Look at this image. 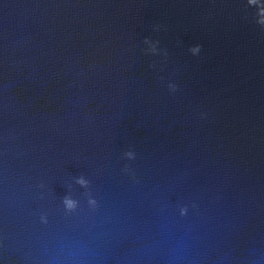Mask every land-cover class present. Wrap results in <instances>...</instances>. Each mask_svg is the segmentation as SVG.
<instances>
[{
    "label": "water",
    "instance_id": "1",
    "mask_svg": "<svg viewBox=\"0 0 264 264\" xmlns=\"http://www.w3.org/2000/svg\"><path fill=\"white\" fill-rule=\"evenodd\" d=\"M255 12L246 0H0V264H264Z\"/></svg>",
    "mask_w": 264,
    "mask_h": 264
},
{
    "label": "clouds",
    "instance_id": "2",
    "mask_svg": "<svg viewBox=\"0 0 264 264\" xmlns=\"http://www.w3.org/2000/svg\"><path fill=\"white\" fill-rule=\"evenodd\" d=\"M247 6L250 8H255L256 12H255V16H254V20L255 23L259 26H261L262 28H264V0H246ZM144 44L147 45V48L144 49V51L148 54H152V55H156L158 54L159 50H158V41H152L148 38L144 39ZM189 51L192 55H198L201 51V45L196 44L193 45L189 48ZM165 55H167V53H164ZM168 88L170 91H176L177 89V85L174 83H169L168 84ZM125 158H127L128 160H134L135 159V153L131 150L126 151L124 153ZM125 171H130V169L125 168ZM134 177V174H133ZM135 178V177H134ZM75 183L77 185H79L81 188L84 189H89L90 188V181L89 179H87L85 176L81 175L79 177H77L75 179ZM41 188L44 187L43 184L40 185ZM87 195V205L89 208H95L97 205V201L96 199L92 196L91 192L88 191L86 192ZM62 205L64 208V211L66 214H72L75 213L79 207H80V201L73 198L71 195H65L62 199ZM188 212V207L187 206H181L179 208V214L181 216L186 215ZM40 221L43 224H47L48 223V218L46 214H41L40 216Z\"/></svg>",
    "mask_w": 264,
    "mask_h": 264
}]
</instances>
